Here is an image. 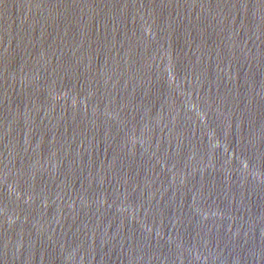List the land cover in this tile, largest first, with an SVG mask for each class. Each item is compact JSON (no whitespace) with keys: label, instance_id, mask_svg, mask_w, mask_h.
Masks as SVG:
<instances>
[{"label":"water","instance_id":"water-1","mask_svg":"<svg viewBox=\"0 0 264 264\" xmlns=\"http://www.w3.org/2000/svg\"><path fill=\"white\" fill-rule=\"evenodd\" d=\"M0 264H264V129L200 0H0Z\"/></svg>","mask_w":264,"mask_h":264}]
</instances>
